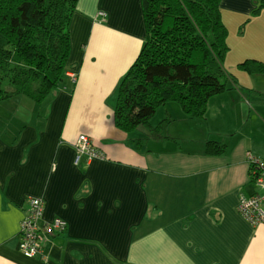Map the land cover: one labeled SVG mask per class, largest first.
<instances>
[{"label":"crops","instance_id":"0c3cea01","mask_svg":"<svg viewBox=\"0 0 264 264\" xmlns=\"http://www.w3.org/2000/svg\"><path fill=\"white\" fill-rule=\"evenodd\" d=\"M261 1L221 0L230 89L209 99L204 119L173 104L165 118L176 112L175 131L152 136L114 118L118 86L146 40L142 1L78 0L60 89L40 103L0 102V264H264V225L238 210L240 196L258 190L248 155L264 159V73L239 67L264 62ZM81 134L103 159L78 154ZM34 197L46 224L62 218L67 228L42 227L29 257L19 231Z\"/></svg>","mask_w":264,"mask_h":264},{"label":"trees","instance_id":"16d2710c","mask_svg":"<svg viewBox=\"0 0 264 264\" xmlns=\"http://www.w3.org/2000/svg\"><path fill=\"white\" fill-rule=\"evenodd\" d=\"M141 1L146 40L118 86L116 126L128 133L140 128L161 132L164 127L153 126L152 118L171 102L189 118L204 119L209 99L230 89L223 67L229 46L221 0ZM77 2L0 0V102L27 96L40 103L60 89ZM263 7L264 0L258 11ZM239 67L264 73V62L253 59ZM207 146L224 151L220 141Z\"/></svg>","mask_w":264,"mask_h":264},{"label":"built area","instance_id":"2783aa9c","mask_svg":"<svg viewBox=\"0 0 264 264\" xmlns=\"http://www.w3.org/2000/svg\"><path fill=\"white\" fill-rule=\"evenodd\" d=\"M103 14V13H102ZM74 78L75 76L72 75ZM78 154H85L90 160L103 159L104 155L93 145L92 139L85 134L78 137L76 143ZM79 156L76 158L78 162ZM248 164L250 166V175L257 187V192L245 196L241 195L238 203V210L242 217L252 225H264V159L248 155ZM30 208L28 215L22 220L20 226L19 247L25 255L33 257L37 255L40 249L41 224L45 214V204L41 198H30ZM55 228L62 230L66 227V222L62 218L55 219ZM49 231L52 228H48Z\"/></svg>","mask_w":264,"mask_h":264},{"label":"rangeland","instance_id":"374dc122","mask_svg":"<svg viewBox=\"0 0 264 264\" xmlns=\"http://www.w3.org/2000/svg\"><path fill=\"white\" fill-rule=\"evenodd\" d=\"M226 71V70H225ZM227 72V71H226ZM228 74V73H227ZM16 102H18V99L17 98H15V97H12V98H10L9 99V101H8V104H13V103H16ZM173 104H175L176 106H179L178 105V103H174V102H171L167 107H163V108H159L158 110H157V112L154 114V116H153V118H152V125L154 126V125H156V124H162V126L164 127L163 129H165V128H167V125L168 126H173L172 127V132H174L175 131V126L178 124L177 122L175 123L174 122V119H175V115H176V112H175V114H173V113H171L172 114V116H174V118L173 119H171L170 117H169V119L170 120H166V118H165V111L166 110H169L170 112H173V109H171L170 107H172L173 106ZM3 107V105H1L0 106V108H2ZM4 113H6V112H4ZM6 123L7 122H4V124H5V126H6ZM3 126V123H1L0 122V127H2ZM152 129H154V128H152ZM152 129L151 128H147V135H152V136H157L159 133H160V131L158 130V129H154L155 131L154 132H152ZM146 139V138H145ZM149 139H151V138H149ZM180 141V142H179ZM181 141H183V140H178V141H176L177 143H176V145H180L181 144ZM152 142V140L151 141H149V140H143V143H144V145L145 146H154V143H151ZM137 143H139V142H137ZM140 144V143H139ZM137 145V144H136ZM141 145V144H140ZM142 146V145H141ZM143 147V146H142ZM77 150V149H76ZM85 155V154H84ZM88 158V157H87ZM89 159V158H88ZM90 160V159H89ZM257 190V189H256ZM30 208V207H29ZM43 220L42 221H44V217L42 218ZM44 225H40L41 226V228L43 227L49 234H55V233H61V232H63L66 228H67V224H66V227L64 228V229H62V230H57L56 228H55V224H56V222H55V219L49 224V223H47L46 224V222L44 221ZM40 224H41V221H40ZM52 228V230H50L49 231V229L48 228ZM20 232V231H19ZM22 251V250H21ZM23 252V251H22ZM24 253V252H23ZM36 255H34L33 257H35Z\"/></svg>","mask_w":264,"mask_h":264}]
</instances>
